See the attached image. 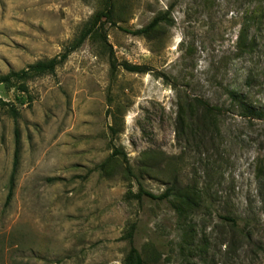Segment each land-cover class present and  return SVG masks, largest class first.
Masks as SVG:
<instances>
[{"label": "rangeland", "instance_id": "374dc122", "mask_svg": "<svg viewBox=\"0 0 264 264\" xmlns=\"http://www.w3.org/2000/svg\"><path fill=\"white\" fill-rule=\"evenodd\" d=\"M106 1L105 43L26 92L0 84V264H122L131 226L147 264H264V117L249 114L264 115V0H0V76L61 54ZM193 99L215 109L204 140L194 119L175 131ZM113 147L145 191L172 196L128 199L138 185Z\"/></svg>", "mask_w": 264, "mask_h": 264}, {"label": "trees", "instance_id": "16d2710c", "mask_svg": "<svg viewBox=\"0 0 264 264\" xmlns=\"http://www.w3.org/2000/svg\"><path fill=\"white\" fill-rule=\"evenodd\" d=\"M165 21L164 16H156L154 17L146 27L139 29L134 32L136 35H148L150 32L154 31L160 24H162ZM104 23H110L114 25V20L112 17V4L109 1H106L104 4V7L102 10L96 12L89 23L86 25V27L79 32L77 37L67 45L63 52L51 59L44 60V61H38L34 64H31L27 66L25 69L20 70L18 72H10L7 75L0 76V84L9 85L13 81H16L19 83L18 90L21 92H26V87L24 83L30 79L41 77L44 75H51L54 73L55 69L63 64L68 56L75 52L78 48H80L83 43L90 39L95 38H101L102 41L105 43V37L103 36L101 29L99 28L100 24ZM102 28V27H101ZM121 68L129 73L134 74H147L150 72V69H148L145 66H139V65H131L129 63H122ZM116 69V65L113 63H110V70L111 73H114ZM7 106L5 102L2 101L0 98V107ZM10 115L13 119H16L17 113L15 109L12 107H9L8 109ZM199 112V115H196L195 112ZM249 114L251 116L261 118L264 117V115L260 114L259 112H253L249 111ZM215 115V109L213 107H210L206 102L201 101L199 99H193L191 102L186 103L185 107L183 105H179L178 112L176 115V127L175 131L177 133V136L179 138L183 137L184 133V125L189 124L192 119H194L197 123L196 125H199L203 128V131H201L202 138L201 140H204L206 137V134L208 133L209 127L211 126L210 121H205V119H208L210 117H214ZM111 132H114L112 127L109 129ZM14 142H15V150L13 155V168L12 173L9 180V189L8 194L6 198V204L11 199L12 196V189H13V183H14V177L16 175V170L18 166V156H19V131L17 126L14 128ZM116 156L122 157V164H124V170L127 175V179L131 180L130 186L132 185V181L135 180V182L138 185V191L137 193H132L131 187L128 189L127 197L128 199H135L137 201H141L143 197L148 198L153 201H161L166 200L169 197L172 196V193L174 192L175 186L168 187L162 194L156 196L152 193H149L145 191L140 183L138 182L136 176L134 175L126 156L118 151V149L113 147V151L109 157L108 160H111L112 158H115ZM153 165L147 164L145 165V168L147 171L152 170ZM173 184H177L176 179H173ZM181 199L183 202H185V205L192 206L194 208L197 207L195 200L192 197L189 196H182ZM133 234H134V226H131L129 230L125 233L123 236V239L127 241L129 249L124 256V259L122 261V264H147V262L141 257L138 250L133 245Z\"/></svg>", "mask_w": 264, "mask_h": 264}]
</instances>
